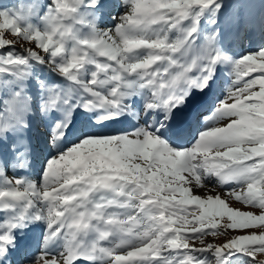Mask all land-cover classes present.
I'll list each match as a JSON object with an SVG mask.
<instances>
[{
  "label": "snow or ice",
  "instance_id": "1",
  "mask_svg": "<svg viewBox=\"0 0 264 264\" xmlns=\"http://www.w3.org/2000/svg\"><path fill=\"white\" fill-rule=\"evenodd\" d=\"M98 5L49 0L41 11L30 0L0 11V141L28 127L29 80L40 113L60 114L53 148L77 109L99 113L97 124L136 121L83 134L46 160L38 183L8 175L0 159V264L29 224L44 226L29 264H264V49L233 60L213 47L214 33L197 44L199 18L216 0H120L111 28L80 11ZM218 63L230 65L232 82L202 115ZM189 110L203 127L174 148L165 138L184 132ZM10 166L26 168L25 154Z\"/></svg>",
  "mask_w": 264,
  "mask_h": 264
},
{
  "label": "bare ground",
  "instance_id": "2",
  "mask_svg": "<svg viewBox=\"0 0 264 264\" xmlns=\"http://www.w3.org/2000/svg\"><path fill=\"white\" fill-rule=\"evenodd\" d=\"M111 0H100V3H110ZM117 1H114L112 3H114V5L116 4ZM39 3H42L41 0H39ZM81 12H91V15L94 16L96 18V20H101L102 17H98L97 15L94 14V12L92 10H89V9H80ZM102 15V14H100ZM91 18V17H90ZM116 22V20H108L107 22ZM240 22H243V20H240ZM187 25V23H186ZM189 26V25H188ZM257 27V26H256ZM199 31H202V35H197L195 36L196 38V41H197V44L199 43H202L203 42V39L205 36H211L213 33L215 34V40H214V43H213V47L216 49V50H220V53L224 56H229L227 55V52L225 51V49H219L218 45H219V41H220V38H224V35L226 36H229L231 37L230 38V43L233 42V40L236 39V42L239 43V38L236 37V31L233 30L231 32L230 29H220L218 27H216L214 25L213 22L211 21H202V22H198V26H197V32L194 33V35H196ZM228 32V33H227ZM231 32V33H230ZM218 44V45H217ZM228 52H230L229 54L231 55L232 51L228 50ZM233 57V56H232ZM234 58V57H233ZM218 67L222 70H224V72L226 73H229L230 71V65L228 64H225V63H218L215 68ZM40 70L43 74H45V76H47L48 78V81L49 82H52V83H58V84H63L64 81L62 80V78H60L59 76L56 75L55 72H52L50 71L49 69H47L45 66H40ZM216 71L214 72V75H213V80L211 81L213 87L211 89V91H208L206 95L200 97V99L202 100L204 106L206 107V115L210 114L211 113V110L214 108V106L212 107L210 104L213 102V97H218V93H219V90L217 89L216 87ZM225 91V90H224ZM135 99L137 100V107H141L142 106V99L140 97H135ZM76 112V113H74ZM72 114V116H75L77 121H76V124L74 125V127H78V131H80L83 135V132L85 130L88 129L89 126H93L94 125V122H91V123H87V124H83V121H82V117L85 119L86 117L88 116H93L95 118H98L99 116V113L97 112H83L81 111L80 109H77L75 110ZM193 111L192 110H189L188 113H192ZM84 115V116H83ZM182 115H186L184 113H182ZM57 116L58 119L60 118V114L59 113H50L48 114L47 116H44L43 115V119L44 120H47V122L45 121H42L45 122V123H49V128L47 129V131L49 132V129L51 128L53 122L55 120H57V118L55 117ZM36 118L35 116H33V114L31 113L28 117V127L17 132L16 134H9L10 137H8L7 139L3 140V141H0V144H3L5 143L6 141H9L10 145L13 144V142H10V140L8 139H14L15 137H21L23 135V132L26 131L27 129H29L31 127V123H29L30 120H32V122L34 121L33 119ZM49 121V122H48ZM105 124H108L107 121H104ZM129 123V125L125 126V124ZM136 123V121L132 120L131 116L129 115H122V116H119L117 117V121L113 124H109V128H112V127H116L117 126V130H114V131H110L111 134H115L117 132H122V131H125V130H128L130 125L131 124H134ZM203 127V123L202 121H198L196 123H193L192 124V129L188 132L187 136L184 134H181L180 136H185V139H189V143L188 144H178L179 141L177 140H174V139H168L167 137L165 138L167 140V142L174 148H187L190 143L192 142V140L195 138V135L196 133L201 129L200 127ZM111 134H106V135H111ZM81 135V137H82ZM179 136V137H180ZM177 137V136H175ZM72 138H74V136H72ZM29 139L30 137L29 136H26V138L24 139H20V141H15L14 142V148H15V151L14 153L16 155H2L0 158L1 159H6V160H9V159H15L17 157V154L18 153H24V154H30V152L32 151L31 148L27 145L26 142H29ZM78 141V140H77ZM70 144V143H69ZM74 144V143H72ZM3 150H1L2 152ZM44 163H37L36 164V167H37V171H34L31 175L29 176H26L28 177L29 179H32V180H35L37 183L39 182V175L40 173L42 172L43 170V167H44ZM27 165H30V164H27ZM202 191L201 190V194H202ZM32 225H37V224H29L28 228H25V229H16L13 233L14 237H15V243L13 245H11L8 249V252H9V259L6 261V264L11 260V258H14L18 255V250L20 248V245L17 244L19 243V238L21 236V234L26 231L27 229H30ZM39 226V232L42 233L43 232V228L44 226L42 224H38ZM32 230V229H31ZM33 231L36 232V230L33 229ZM33 246V245H32ZM30 248V247H28ZM36 251L38 250L37 246L35 247ZM59 250V246L58 244L57 245H53L51 248H50V251L51 252H56ZM35 254H32V256H34ZM29 256H26L22 261H18V264H29Z\"/></svg>",
  "mask_w": 264,
  "mask_h": 264
},
{
  "label": "rangeland",
  "instance_id": "3",
  "mask_svg": "<svg viewBox=\"0 0 264 264\" xmlns=\"http://www.w3.org/2000/svg\"><path fill=\"white\" fill-rule=\"evenodd\" d=\"M22 1L23 0H0V11L13 13L17 10L18 6L22 3ZM27 1L30 2V0H27ZM29 2H27V3H29ZM45 2L49 3V0H45ZM23 3H25V2H23ZM216 4L219 5L218 9L216 8L215 5H213L209 9L204 10L202 15L199 18V22L211 21L214 23V25L216 27H218L220 29L222 28V26H224L225 29L229 28L230 30H232V29H234V27L236 25H239L238 22L240 20L249 21L250 18L258 17L260 15H264V0H216ZM41 6H43L42 10L46 8L45 5H41ZM185 22L187 23V25ZM185 22L184 23H185L186 27L188 25H190V23H191L190 20L185 21ZM242 27L247 30L249 25H244ZM197 35H202V31H199L194 36H197ZM244 37H245V35H244ZM242 40L245 41L244 38ZM244 41L236 44L234 46V48H236L238 51L240 49L239 44L241 45V43H243ZM260 49H264V46L262 45L260 48H257V50H255L251 53H255V52L259 51ZM235 52L231 54V57L232 56L235 57ZM227 55H229V54H227ZM244 55H246V54H242L239 58H241ZM233 57H232V59H234ZM33 71L35 73L39 74L40 79L48 80L47 76H45V74H43L41 72L40 66H34ZM27 92L32 97L31 108L33 109V108H35V105H36L35 99H37L38 105H39V101H40V94H39L40 90H39L38 86H36L34 80H29L27 82ZM224 92H225L224 88L220 89V94L218 93L219 98L217 99V101L223 97ZM216 102H215V104H216ZM32 114L34 115L33 111H32ZM40 119L42 121L47 122V120L43 119V115L40 117ZM44 125L47 126V127H44L45 131H47V129L49 128V123H45ZM9 137H10V135H9ZM75 142H77V141H75ZM39 177H40V175H39ZM236 206H239V205H236ZM259 258H264V257H258V259ZM239 264H247V258L241 257Z\"/></svg>",
  "mask_w": 264,
  "mask_h": 264
}]
</instances>
